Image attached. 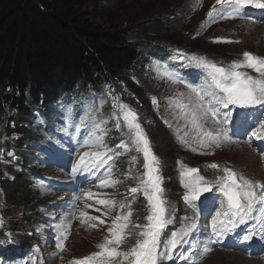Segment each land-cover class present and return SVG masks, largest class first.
<instances>
[{
	"label": "rangeland",
	"instance_id": "rangeland-1",
	"mask_svg": "<svg viewBox=\"0 0 264 264\" xmlns=\"http://www.w3.org/2000/svg\"><path fill=\"white\" fill-rule=\"evenodd\" d=\"M171 1L173 0H115V2L108 3L105 11L102 13H98V10L94 8V6H91V21L95 22L103 31L117 27L124 28L131 24L133 17L136 18L140 8L149 15L156 14L162 7L164 8V5L170 4ZM182 5H184V10L188 9V11L183 15L181 24H165L163 28V37L168 40L170 39L172 43L169 44L175 48L170 51H176L178 59L172 61L170 67L167 68L163 61L156 59L155 56L151 54H145V60L138 69V71H140L138 76H141V78L133 75L130 79L134 83L137 82V84H139L141 80L142 83L140 86H143V83L147 82L152 87L151 101L153 102L155 100V103L153 102L155 108L158 110L166 109L169 114V117H164L166 119L163 120V124L168 122L171 124L170 128L172 129V135L175 139V148L177 147L182 154L194 160V162L190 164L182 160L186 164H189L187 166H199L204 168L206 176L214 181L218 177L224 175L222 169L227 167L252 180L254 183L264 184V165L261 159L264 156V141H259L251 137L250 132L244 131L242 135L239 134L232 124L228 127L231 142H222L220 147H216L215 145L201 147L198 140L195 139L197 133L191 126L189 118L185 117L181 110L176 107L177 103L188 104L190 102L189 97L192 96V93L185 88L184 81L180 84L175 78L177 82H173V80H170L165 75V72H169V69L172 67L179 66L184 68L190 65L192 71L200 72L197 79H203L204 77L208 78L206 70L195 67L188 60V57L192 55L204 57L225 68L233 61H241L243 59V53L245 52L264 58V21H257L254 23L239 19H221L217 17L209 23L207 13L212 10L213 6H215L218 11L220 8V5L216 4V0H184ZM227 10L226 8L224 11L226 12ZM250 10L251 9L248 11ZM254 13L257 14V11H254ZM203 25H207V27H202ZM218 40L232 41V43L216 42ZM163 48L169 53V47L164 46ZM174 70L173 68V71ZM241 71L247 72L254 78L259 79L258 74L252 69L244 68L241 69ZM104 89L105 91L102 93L109 97L110 92L108 90L115 91L118 97L123 100L124 105H127L137 114L138 122L150 141L153 153L158 159L162 157L161 161L163 165L159 166V175L166 168L168 170L171 162L169 154L161 153L160 148L154 144L156 141V134L152 116H145L143 110L139 109L141 110L139 111L128 103L125 94H129L130 90H128L129 87L126 81L117 84L110 83V85L107 88L104 87ZM181 94L183 95L181 96ZM87 95L88 93L86 92V96H83V98H87ZM118 97L116 96L118 104H122L119 103ZM134 102L136 104L138 103L137 100H134ZM67 106H71V104L68 102ZM138 108H141V105H138ZM66 110H68V107L65 106L64 111ZM118 112L117 110V113ZM155 113H157V111H155ZM33 114H35V110H33ZM43 118L47 119V116L43 115ZM255 121L256 118L253 119V123H255ZM109 122V117L99 118L97 122L93 123L92 134L95 133L98 135V132L104 130ZM77 123V120L68 122L61 131L63 132V137L60 135L58 136L60 140L58 137H48L52 144V155L45 151V149L50 148V145L45 144L44 139L38 134V129L40 126H44V124H34V126L31 127V131L29 130V132H31V134L29 133V137L31 135L32 140L28 142L27 146L28 155H30L28 159L32 162L30 166L16 162L19 161L21 163L22 160L19 157L20 155L14 150H10L8 154H6L7 158L16 162V166H14V170L12 171L13 173L10 171H7V173L3 172V161L2 159L0 161V217L3 218V225L8 227L15 226V243L18 246L23 242V239L21 240L18 234H22L23 238H26L27 235L28 238L26 242L29 241L32 236L30 232H26L27 234L25 235V230L22 226H16L22 222L21 220L24 216V220L26 218L30 220V214L33 218H31V222H27L28 227L30 226L29 222L31 228L35 225H39L41 229H44L43 227L47 229L48 226H50L53 234L57 235L55 239L59 238L58 234L55 233V225L62 222L65 225L69 224L71 222L70 217L73 213L75 218L79 216L78 220L74 222L73 227L71 226L68 230V240L65 242V250L63 252H59L55 247L57 240L50 248L39 247L42 253L47 254L54 251V249L57 250L58 259L55 260V264H72L73 260H77L76 258L92 254L97 250V244L102 238V231L100 229H94L90 223H82L80 218L81 212L90 213L93 209H90V205L88 206L87 204L88 201L86 202L85 199L82 198L87 193L88 188H84L80 191L78 187L79 179L76 175H72L71 170L78 159L77 154H82L84 151H91L92 148L84 146L83 142L87 140L89 136L85 131H82L81 128L77 127ZM97 125H99V128H97ZM56 127H59L58 121ZM204 127L207 130L215 131L219 125H216L209 118L204 124ZM166 133L164 134L162 132L163 136L161 137L167 139V135L170 134L169 132ZM182 140H186L187 144L182 143ZM244 141L247 143H243ZM60 143L61 147L59 148ZM77 147L81 148V150L79 151ZM163 147L164 144L162 143V148ZM193 148H195L196 151H192ZM47 154L50 155L51 160H47ZM182 161L174 165L173 172H169L168 170L169 173H172V175L174 174L175 178L178 172V164ZM58 163L63 165V168H60L61 172H58ZM143 164V154L141 153V157L137 162L138 168L134 167L133 170L143 175L146 171L143 168ZM212 164L218 165L219 167L216 169L209 167ZM29 169H32L34 177L31 178L32 174L30 176V174L27 173V176L24 177V182L27 184V191H29L30 204L26 205L25 203L18 202V205H16V203L15 205H10L7 201L8 199L3 195L2 178L5 177L9 181H12L16 179V174L24 175ZM169 185L171 184L169 183ZM171 187L174 188L173 185H171ZM169 189L171 188L169 187ZM167 192L171 194L173 202L179 203V199H176L173 193L169 190H167ZM77 196L80 197L78 200L76 199ZM66 211H69L68 215ZM52 219H55L56 223H52ZM190 220V215L183 219L184 228L189 226ZM16 231H18V234ZM0 236L3 240H6L4 239L6 235L2 232H0ZM35 238H37V236L33 233V239ZM32 243L35 242L32 241ZM21 248L22 246H19V251ZM21 252L20 255L24 258L18 260L16 264H22V262L29 260H31L33 264H39V255L34 247H32L26 256L25 254L22 255ZM203 264H264V259L256 260L238 253L229 254L226 251H219L212 254Z\"/></svg>",
	"mask_w": 264,
	"mask_h": 264
},
{
	"label": "trees",
	"instance_id": "trees-1",
	"mask_svg": "<svg viewBox=\"0 0 264 264\" xmlns=\"http://www.w3.org/2000/svg\"><path fill=\"white\" fill-rule=\"evenodd\" d=\"M110 2L115 0H0V161H3V172H12L16 162L29 166L32 163L27 146L32 140L29 130L34 126L33 110L48 114V105L63 92L77 87L101 89L106 84L122 81H126L131 91L130 95L125 94L128 103L143 110L145 116H152L154 144L161 153L169 154V172H173L179 161L194 162L175 148L172 129L163 124L169 114L166 109L155 108L151 101L152 87L147 82L140 86L141 80L137 84L130 79L133 75L141 78L138 69L145 54L164 53V46L175 49L170 39L163 37V28L165 24H181L188 11L182 5L184 0L171 1L158 14L149 15L140 8L128 27L103 31L91 21L90 8L94 6L102 13ZM162 132H169L167 139L161 137ZM10 150L20 155L21 163L7 158ZM125 166L122 163V169ZM168 170L163 171L166 187L177 199L176 178ZM25 176L16 174L12 181L2 178L3 195L10 205L30 204ZM139 210L142 216L143 208ZM24 218L16 226H22L26 235L33 230L32 217L30 214V220ZM12 229H16L15 226ZM18 237L25 242L28 238L27 235L23 238L22 234Z\"/></svg>",
	"mask_w": 264,
	"mask_h": 264
},
{
	"label": "snow or ice",
	"instance_id": "snow-or-ice-1",
	"mask_svg": "<svg viewBox=\"0 0 264 264\" xmlns=\"http://www.w3.org/2000/svg\"><path fill=\"white\" fill-rule=\"evenodd\" d=\"M216 4L220 5L221 9L227 7L228 10L226 12L218 11L213 6L212 10L207 13L209 23L217 17L221 19L245 18L247 13L244 9L249 6L264 9V0H216ZM202 27H207V25ZM216 42L232 43V41L220 40ZM188 60L195 67L206 70L210 81L207 87L188 85L192 93V96L189 97L190 102L176 104V107L185 117L189 118L191 126L196 130L195 139L198 140L200 146L215 145L220 147L222 142H231L227 128L229 124H233L237 132H250L251 137L264 141V111L259 112L255 123H253V113L249 111L254 108L264 109V58L245 52L241 61H233L227 68L195 55L188 57ZM244 68L255 71L259 79L241 71ZM165 75L173 82H177L171 73L165 72ZM153 102L155 103V100ZM114 107L120 109L132 139L131 146L126 142H121L116 145V148L126 152L134 147L136 152L143 154V168L146 171L140 178L139 185L132 187L130 192L135 194L142 191L147 200L150 214L146 217L147 224L134 226L140 229L137 233L139 238L135 244L127 251H120L119 247L127 238V230L133 214L130 203L127 205L121 203L120 208L124 209L127 206L129 211L123 216L115 217L111 228H109L110 238L106 237L104 243L98 245L99 251L83 259L73 260L72 264H163L166 260H172L174 251L182 243L184 237L189 235V230L181 229L179 232H172L162 243L163 230L169 220L166 218L167 201L164 199L163 181L159 175L160 162L153 153L150 141L138 122L137 114L124 104L114 105ZM221 109H228V111L222 112ZM209 118L219 125L215 131L207 130L204 127ZM116 127L119 129V122ZM83 143L85 147L95 150L77 154L78 159L72 167V175L75 176L80 172H94L106 165L104 171L108 173V176L101 179L99 186H114L119 183V181L109 178L112 174V164L109 161H113L116 156L122 153L109 148L105 144L103 136L95 133ZM182 143L187 144V141L182 140ZM192 151H196V149L193 148ZM132 162H136V157L132 158ZM209 167L216 169L219 166L212 164ZM222 171L223 176L218 177L215 181H208L199 175L198 169L185 168L181 172L183 187L187 189L183 197L184 201L195 210L194 201L200 200L206 193H212L215 187L219 197L211 199L205 197L209 205L215 204V200L219 199V210L215 211V215L211 218V236L216 240H222L233 234L240 225L255 221L257 226L247 228L243 234L237 237V242L248 243L252 241L253 237L264 241V184L254 183L227 167ZM79 198V196L76 197L77 200ZM86 198L91 199L92 193H88ZM96 202L108 206L116 204L115 201L110 200ZM257 210L261 212L259 217L256 216ZM80 218L82 223L98 219L88 216L86 212H81ZM100 223H104V221H100ZM2 225L3 218L0 217V226ZM91 226L95 227V224ZM70 227V224L65 225L63 222L55 225V231L59 237L55 247L59 252L65 250ZM4 239H7L9 243H14L10 237H4ZM0 247H3L2 243H0ZM208 251L205 249V252ZM0 264H16V261L13 258H0ZM22 264H33V262L29 260Z\"/></svg>",
	"mask_w": 264,
	"mask_h": 264
},
{
	"label": "bare ground",
	"instance_id": "bare-ground-1",
	"mask_svg": "<svg viewBox=\"0 0 264 264\" xmlns=\"http://www.w3.org/2000/svg\"><path fill=\"white\" fill-rule=\"evenodd\" d=\"M59 172V171H58ZM222 254V253H221ZM239 254V253H238Z\"/></svg>",
	"mask_w": 264,
	"mask_h": 264
}]
</instances>
